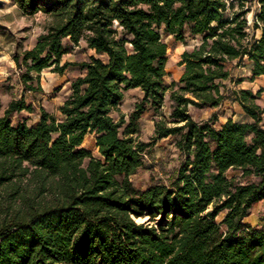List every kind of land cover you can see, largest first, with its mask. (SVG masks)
<instances>
[{
    "label": "trees",
    "instance_id": "trees-1",
    "mask_svg": "<svg viewBox=\"0 0 264 264\" xmlns=\"http://www.w3.org/2000/svg\"><path fill=\"white\" fill-rule=\"evenodd\" d=\"M12 1L50 19L35 45L13 57L24 90L39 88L44 69H65L66 38L96 55L79 63L84 72L59 106L61 119L40 106L35 123L12 122L13 112L31 109L23 96L0 114V264H264V228L246 220L264 200L262 89L233 90L249 122L215 127L187 107L222 102L231 60L246 57L251 78L264 73V0L253 32L250 8L235 9L234 0ZM159 29L201 36L181 53L176 88L164 82ZM130 88L142 99L128 120L115 119ZM167 91L171 111L144 141L140 115L160 113ZM89 132L99 156L80 146ZM166 136H177L184 160L166 183L135 188L130 176Z\"/></svg>",
    "mask_w": 264,
    "mask_h": 264
},
{
    "label": "rangeland",
    "instance_id": "rangeland-1",
    "mask_svg": "<svg viewBox=\"0 0 264 264\" xmlns=\"http://www.w3.org/2000/svg\"><path fill=\"white\" fill-rule=\"evenodd\" d=\"M241 3L244 7L250 8L246 17L252 20L257 1L234 0L235 9ZM49 21L50 19L41 12L25 15L12 0H0V114L4 112L10 100L18 99L21 96L31 106V109L13 112L10 116L12 122L24 119L28 124L35 123L39 118L40 106L52 113L57 119H61L59 106L70 93L71 82L84 72L79 63L88 60L90 55H96L83 40L74 44L66 38L63 40V44L67 47V52L61 59V64L68 63L65 69L62 72L53 71L50 67L44 69L40 73L39 88L34 91L24 90L19 79V74L23 68L19 69L16 66L13 57L16 54L21 57L25 50L31 49L39 35L45 32ZM159 30L167 44V74L164 77V82L168 86L174 83V88H176L183 72V65L180 64L181 53L199 44L201 36H192L185 30L184 38L177 39L164 29ZM100 57L105 59L104 55H100ZM226 67L231 78L221 82L220 91L224 94L222 102L217 106L202 107L188 104V111L194 120H210L213 126L217 127L227 118L244 122L250 119L236 101L233 93V90L240 88L252 89L256 92L260 87L262 92L257 102L264 108V86L259 85V81L264 80V76L252 82L249 79V62L245 57L241 60L229 61ZM34 84L37 85L35 82ZM142 95L143 93L139 88L125 90L118 110L112 113L113 117L118 119L119 114L122 113L128 120L140 103ZM169 95L170 91H167L160 113L154 112L149 107L141 113L139 136L142 140L149 141L154 133L155 122L162 115H169L173 103ZM176 139L177 136H166L159 139L151 147L150 153L145 156L144 166L130 176L135 188L144 189L150 184L167 182L168 176L184 160L183 155L176 147ZM94 140L95 133L89 132L85 135L81 147L89 149L94 156H99ZM246 220L257 228H264V200H260L252 206Z\"/></svg>",
    "mask_w": 264,
    "mask_h": 264
},
{
    "label": "crops",
    "instance_id": "crops-1",
    "mask_svg": "<svg viewBox=\"0 0 264 264\" xmlns=\"http://www.w3.org/2000/svg\"><path fill=\"white\" fill-rule=\"evenodd\" d=\"M257 1V0H256ZM258 10V5L256 4V6H255V11H257ZM252 11V10H251ZM254 11V12H255ZM252 18L254 19V14L252 15ZM248 19V18H247ZM253 19L251 20V19H248V20H250V24H249V26L250 27H252V25H251V22H252V24H253ZM249 31H251V32H253L251 29H249ZM255 36L256 37H259V35H260V30L259 29H256L255 31ZM246 58V57H245ZM249 62V61H248ZM249 72H250V75H249V79L250 80H252V82L253 81H255V79H257V78H259V77H263L264 76V73L263 74H260V75H257V76H255V77H253V78H251L250 76H251V71H250V69H249ZM259 85H263L264 86V80L262 79V80H260L259 81ZM251 88V87H250ZM260 89V87L258 88V90ZM250 118V117H249ZM225 121V120H224ZM223 121V122H224ZM249 121H251V118L250 119H248L246 122H249ZM222 122V123H223ZM263 125H264V114H263V119H262V122H261ZM83 142V141H82ZM81 145H82V143H81ZM80 145V146H81ZM257 203V202H256ZM249 216V215H248Z\"/></svg>",
    "mask_w": 264,
    "mask_h": 264
},
{
    "label": "built area",
    "instance_id": "built-area-1",
    "mask_svg": "<svg viewBox=\"0 0 264 264\" xmlns=\"http://www.w3.org/2000/svg\"><path fill=\"white\" fill-rule=\"evenodd\" d=\"M257 5L259 6L258 2H257ZM253 22H254V19H253ZM247 23L249 25L250 24V20L247 19Z\"/></svg>",
    "mask_w": 264,
    "mask_h": 264
},
{
    "label": "water",
    "instance_id": "water-1",
    "mask_svg": "<svg viewBox=\"0 0 264 264\" xmlns=\"http://www.w3.org/2000/svg\"><path fill=\"white\" fill-rule=\"evenodd\" d=\"M138 220H144V219H138Z\"/></svg>",
    "mask_w": 264,
    "mask_h": 264
}]
</instances>
